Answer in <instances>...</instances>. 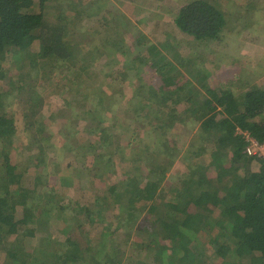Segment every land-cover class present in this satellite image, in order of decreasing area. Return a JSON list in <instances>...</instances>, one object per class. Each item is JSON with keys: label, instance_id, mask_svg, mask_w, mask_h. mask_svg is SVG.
<instances>
[{"label": "trees", "instance_id": "1", "mask_svg": "<svg viewBox=\"0 0 264 264\" xmlns=\"http://www.w3.org/2000/svg\"><path fill=\"white\" fill-rule=\"evenodd\" d=\"M50 1L53 0H0V80L9 84L7 88H0V105L12 110L0 113V250L5 251L3 264H129L130 261L131 264L150 261L153 264H264V155L255 152L256 148L264 150V87H247L250 83L236 81L230 73L224 81L219 78L226 86L213 87L207 82L210 70L204 66L202 69L195 67L192 61L182 63L186 74L172 61L165 62L164 55L152 62L151 66L161 75L162 85L157 87L153 82L141 80L140 86L146 93L148 90L153 96L162 97V102L177 96L175 105L167 113L170 117L156 118L160 124L148 130L155 133L154 136L139 134L138 129L124 135L112 132L111 124L102 125L100 141L106 143L105 151L99 150L98 140L90 143L85 152L79 145L75 147L73 162L64 166L69 171L74 163H79L89 170V183L97 181L106 187L96 194L92 203L64 201L65 196L60 189L54 188L45 174L47 147L43 143H52L49 137L38 136L44 129L39 113L43 106L38 92L41 79L47 81L51 73L62 74L65 70L62 67L67 63L70 64L69 76L76 64L85 60L86 53L92 61L97 60L104 53L103 45L111 44L109 51H121L126 56L131 49L126 42L121 46V42L133 25L125 14L116 16L115 27L104 18L105 28L101 33L98 31L103 44L86 51V47L76 42L77 31H73L84 11L71 8L75 4L73 0H58L67 1L70 7L59 6L56 17L50 19L46 15ZM70 8L75 15L65 13ZM93 10H87L86 15L100 12ZM175 24L181 33L198 41H212L222 37L227 19L216 4L208 0H190L180 7ZM150 47L151 52H157L156 45ZM231 58L232 67L236 69L235 62L239 58ZM167 66L177 71L176 76H167L170 73H165ZM86 73L92 74L88 69ZM171 85L174 88H170ZM86 90L82 94L84 100L87 101L88 96L95 99V107L90 103L91 108L103 113V108L100 109L104 105L102 96L92 97ZM138 91L139 88L136 93ZM73 99L80 100L76 95ZM191 99L194 103L200 100L195 104L204 101L194 111L187 108L190 112L185 119L201 122L199 138L205 144L182 151L168 137L165 128L183 122V117L175 119L174 107L182 100ZM15 110L31 126L37 127V131L31 129L32 141L26 145L27 149L35 151L29 160L37 170L32 186L24 184L26 169L19 170L20 165L11 163L10 148L18 132ZM117 114L114 112L113 117L120 119ZM71 116L85 119L74 113ZM31 119L35 120L30 122ZM77 126L71 129L73 139L80 130ZM84 128L90 131L88 134L97 136L98 132L92 131L89 125ZM150 137L157 143L150 142ZM68 146L70 150L73 148L71 143H67ZM176 160L184 163L185 172L181 175H178L180 171L171 172ZM118 161L121 167L131 164L133 168L123 169L119 181L109 184L104 178L109 176L106 173L116 174L114 165ZM104 164L112 166L106 168ZM140 169L146 173H137ZM212 170L217 174L210 175ZM63 183L66 184V180ZM112 208L118 209L115 228L106 216V211ZM69 209L76 214L69 216L66 213ZM81 216L89 223L107 224L101 226L96 237L84 230L66 237L73 227L71 219L79 220ZM55 223L61 226L49 236H41L49 244L29 251V239L36 238L48 224L51 228ZM132 225L138 226L139 238L133 243L139 249V258L128 256L121 246V242L127 243L133 236ZM120 232H124L123 241H120ZM141 252L145 255L140 259ZM146 257L150 261L145 262Z\"/></svg>", "mask_w": 264, "mask_h": 264}, {"label": "rangeland", "instance_id": "2", "mask_svg": "<svg viewBox=\"0 0 264 264\" xmlns=\"http://www.w3.org/2000/svg\"><path fill=\"white\" fill-rule=\"evenodd\" d=\"M189 1H72L75 4L71 5V8L78 9L80 12L81 10L84 11L83 16L79 18V25L73 31H77L75 33V36H78L75 37L77 38L76 42L86 47V51L87 49L92 50L96 45L100 46L103 44L98 31L101 33L105 28V19L110 21L108 22L109 25L115 27L117 21L116 16L125 14L131 20L133 26L131 28L132 30H129L123 36L125 41L121 42V46L126 42L130 47L131 52L127 54H131L130 56H125L121 51H115V53L112 50L109 51L110 47H112L111 44L105 47L103 45L102 51L104 53L97 60L92 61V58L89 59L90 57L86 53V56H83L86 57L85 60L79 61L69 76L68 70H70V64L67 63L62 67L65 68L62 74L54 75L51 73L47 81L41 79L42 81L38 87V92L43 100V106L39 113L42 115L44 121V129L39 132L38 136L39 138L43 136L46 138L49 137L52 143H43L47 147L45 163L48 170L45 174L50 178L49 182L54 188L60 189L61 193L65 196L64 201L74 200L81 203H92L95 201L96 194H99L100 190L106 187L97 181L96 183H89V170L81 167L79 163H74L69 171L65 170L64 166V164L73 162L75 147L79 145L81 146V150L83 149L85 152L88 150L90 143L98 140L99 147H101L99 150L101 149V152L105 151L106 143L100 141L103 137L104 130L100 129L102 125L106 126L111 124L113 127L112 132L120 134L127 132L135 133L136 129H138L139 134L154 136L155 133L153 134L151 131L149 133L148 130L154 124L158 125L159 121L156 118L160 117L159 119L162 120L164 117L165 119L170 117H168L167 113L175 105L174 101L177 99V96L169 99L167 102H162V97H155L148 90L146 93L140 86L142 83L141 80H148L149 82H153L155 86L161 87V75L151 65L154 60L158 61L162 55L166 57L165 62L172 61L184 74L187 72L182 65L184 62L188 63L192 61L191 64H194L195 67L204 66L205 69L210 70L211 75L207 79V82L213 87L226 86L219 82V78L221 77V81H224L225 76L228 77L230 74L236 81L244 84H246L245 82L250 83L247 87H251L250 85L259 86L260 88L264 87V0H208L216 4L225 13L227 19V26L223 31L222 37L212 41H198L190 35L181 33L176 28L175 17L180 7ZM59 6L64 8L65 6L66 8L70 7L67 1L53 0L49 2L46 15L50 19L55 18ZM71 8L65 13L75 15L76 12ZM87 10H99L100 12L98 14L93 13L91 16L86 15ZM141 39L143 40L140 41ZM152 44L158 47L159 50L157 49V52L155 50L154 52L150 51V45ZM231 57L239 58V61L237 63L235 62L237 65L236 69L232 67L234 62ZM140 58L143 64H140ZM133 60L137 61L134 62ZM170 67L167 66L165 73L170 72L167 76H176L177 71ZM87 69L90 74L92 73L91 76L87 75ZM77 70L80 71L77 72ZM142 75L144 76L142 77ZM189 78L192 77L189 76ZM194 81L199 83L197 79H194ZM8 86L9 84L7 82L0 80V88H7ZM137 88H139L138 93H136ZM170 88H174V86L171 85ZM85 90L92 97L95 95V98H97V95L102 96L104 105L100 106V109L103 108V113H97L93 111L94 108H91V104L95 107V99L91 100L87 95V101L84 100L82 94ZM75 95L80 100L73 99ZM199 102V99L195 100V103ZM195 103L192 99L191 101H180L178 103L180 105L174 107L173 113L176 115L175 119L183 117V122L179 121L177 125L165 128L168 137L173 143H177V146L182 148V151H191L193 147L199 148L202 144H205V141L199 138L201 122L194 118L185 119L190 112L189 109L194 111L202 104ZM5 110L6 112H12L11 107L4 108L0 105V113ZM136 110L137 112H135ZM93 112L96 113L95 116H93ZM114 112H117V115H119V118L121 116V118L116 119L113 117ZM71 113L81 115L85 119H73L74 117L71 116ZM15 115L18 132L10 148L11 163L20 165L19 170L26 169L24 184L26 186H32L37 170L34 166L30 165L29 160L30 156L35 155V151L27 149L26 145L32 141L31 129L33 128L37 131V127L35 124L31 126L28 120L21 113L16 112V110ZM68 116L71 119H67L66 117ZM93 117L95 118L93 119ZM148 119H154L152 121L153 123L147 122ZM34 120L31 119L30 122ZM74 123H77L75 127L80 124L77 126L80 130L76 133L75 139L72 138L71 130L74 127ZM84 125H89L92 131L95 129L98 132L96 133L97 136L88 134L90 131L85 129ZM68 136L70 139H68ZM66 137L68 141H65ZM150 139V142L157 143L153 137H150ZM67 143L72 144L73 148L71 150L69 146L67 147ZM102 143L105 145L102 146ZM122 143L126 145V140H123ZM127 151L131 152L129 148H127ZM256 151L260 153L261 150L256 148ZM193 158L197 159L194 156ZM119 163L120 161L114 165L116 170L115 175L110 176V173H106L109 176L104 179H107L109 184L115 183L120 179V176L123 174V169L128 170L133 168L131 164L121 167ZM109 165L104 164V167L107 168ZM87 166L89 165L87 164ZM141 171L146 173L144 169H140L137 173ZM171 172H179L178 175L183 174L185 172L184 163L176 160ZM215 174H217V171L212 170L210 172V175L214 176ZM65 176H68L67 178L70 177V180H67ZM64 180H66V184L63 183ZM62 184L64 185L62 186ZM88 185L93 187L89 189ZM117 211L118 209L116 208L106 211L107 221L113 222V228L117 226L114 219ZM66 213L69 216L76 214L72 209L67 210ZM71 221L70 224L73 227L65 234L69 238L71 235L75 236L77 232L83 230L89 233L91 232L96 237L101 232V226L107 224V222L89 223L85 221L83 216L79 220L71 219ZM139 221L140 219L137 221L138 225ZM82 224L83 227H79ZM57 226L59 228L61 223H55L52 227L50 226L51 228H49L48 224L44 232L42 231L36 238L29 239V245L27 244L28 250L32 251L40 245H48L49 243L43 240L41 236L44 234L49 236L57 229ZM137 227V225L131 226L130 229H132L131 233L133 236L127 243L123 241L124 232H120V241H123L121 242L123 243L121 244L123 250L128 252V256L133 255L135 258H139V249L133 243L134 240L139 238ZM117 242L119 243V241ZM144 255L145 253L141 252L140 259ZM4 258L5 251L0 250V264H3ZM147 259L146 257L145 262H147ZM148 260L150 261V259ZM136 262L139 263V260L136 259ZM150 262L147 264H153ZM131 263L132 261L129 262V264Z\"/></svg>", "mask_w": 264, "mask_h": 264}, {"label": "built area", "instance_id": "3", "mask_svg": "<svg viewBox=\"0 0 264 264\" xmlns=\"http://www.w3.org/2000/svg\"><path fill=\"white\" fill-rule=\"evenodd\" d=\"M261 151H260V153L259 154H264V150L263 149H260ZM255 152H257V151H255Z\"/></svg>", "mask_w": 264, "mask_h": 264}]
</instances>
